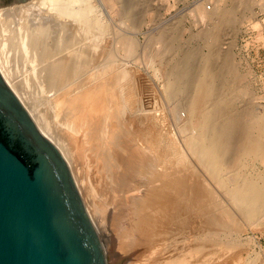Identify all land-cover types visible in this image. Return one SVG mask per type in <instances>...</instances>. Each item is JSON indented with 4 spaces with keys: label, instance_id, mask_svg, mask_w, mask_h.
<instances>
[{
    "label": "bare ground",
    "instance_id": "bare-ground-1",
    "mask_svg": "<svg viewBox=\"0 0 264 264\" xmlns=\"http://www.w3.org/2000/svg\"><path fill=\"white\" fill-rule=\"evenodd\" d=\"M120 1L103 0L123 14L126 7L124 9L122 6L123 11L121 8L116 10ZM235 1L240 2L238 4L243 7L244 2L252 0ZM254 1L264 4V0ZM36 2L39 4H35ZM93 2L95 1L30 0L22 4L2 6L0 28L3 26L7 31L5 28L13 26L17 31L13 36L4 33L8 36V40L4 38L6 41L2 39L3 33L2 38L0 37V71L37 126L68 162L86 210L100 237L102 238L100 229L94 218L95 210L84 196L82 183L77 176V159L70 145L71 140L65 134L51 130L50 127L54 126H50L46 117L48 112L43 114L44 110L38 108L33 97L31 100L30 97L25 99L30 96L29 87L33 83L31 78L50 90L52 100L46 102V107H51L52 110L55 105L59 106L66 117L67 128L75 130L78 126L83 131L80 137H84L82 139L86 141V135L91 139L95 133L105 136L101 146H108L109 153L101 157L98 177L103 178V171L108 173L111 191L117 192L115 209L111 212L115 224L117 223L115 235L123 242V249L133 246L143 251L148 250L154 264H224L225 260L232 261L231 264H264V245H256L257 248L255 246L256 236L264 238V75L260 77L247 74L246 69L245 73L240 71L228 53L222 54L225 56L220 64L221 59L217 58L222 55L215 45H220L215 42L216 39H222L218 36L219 31L222 32V25L226 27L232 15L235 18V9L229 8L231 5L227 7L225 0H211L210 6L204 3L203 6L201 0L198 1L199 5L194 9L199 20H216L213 25L211 23L212 26L206 27L211 28L208 32L205 29L200 31L206 39L202 38L208 45L206 49L209 48L203 55L190 49L184 50L181 58L175 55L177 59H166V53L170 49L176 50L170 47H175L171 41L177 37L172 33L174 39L169 37L168 30L167 36L172 38L171 41L160 37L166 32L164 30H159L163 33L160 36L152 34L151 38H154L149 40L158 42L160 38L158 43L162 39L168 42H161L165 52L161 49V44L159 46L164 53L160 54L162 51L156 50L158 43L155 47V42H147V47L153 43L156 51L149 58L141 54L143 63L145 60L142 56L153 59L149 60L153 66L145 61L147 70L151 67L150 72L153 71L161 78L159 86L165 99L168 98L166 101L172 102H169L171 105L165 115H169L172 122L176 123V133L180 132L177 137L181 135V142L176 146L179 141L175 135L173 137L174 132L172 133L167 123V115L151 108H138L143 99L140 97L142 100L139 105L138 91L135 87L132 88L136 83L133 80L137 81L133 76L135 73L125 69L127 65L125 68L120 64L114 66L115 60L111 61L113 57L110 55L112 59L107 60L106 64L101 58L104 63L96 65V59L102 56L103 37H108L109 33L107 35L105 32H108L110 24L106 26L107 22L96 14ZM251 3L248 4L251 6ZM260 4L258 7L262 16L250 21L251 27L256 31L264 28V6ZM242 7V10L239 8L241 11L245 9V6ZM18 14L21 17L24 15L27 24L18 23L19 25L14 26ZM140 18L141 15L139 20ZM230 23L234 24V21ZM235 23L240 24L238 21ZM135 24L136 26L131 25L137 27L138 22ZM236 25H232L230 30H235ZM225 30L229 32L228 27L223 32ZM120 38L117 43L123 53L132 54L136 45L134 39L126 34ZM255 38L261 45L257 51H264V35L258 32ZM177 39L179 40L178 37ZM7 42L10 45L17 44V56L21 55L22 60L30 64L32 75L20 76L10 65L6 56ZM178 42L177 45H181ZM115 47L117 48L116 45ZM144 48L141 53H149L152 46L148 50ZM107 51L110 52L111 49L109 51L107 48ZM164 54L166 58L163 57ZM217 60L222 67L219 73L216 68L219 65ZM212 61L217 64L215 68L218 71H215ZM190 62L195 64L191 65ZM128 67L130 69L132 66ZM127 73H134L131 74L134 79L128 78ZM217 74H221L220 79ZM131 81L134 84L131 85ZM251 81H255L256 90L251 88ZM133 90L136 92L133 93ZM243 95L250 97L245 100H250L245 108V105H242L243 109L239 108L240 112L235 109V100ZM251 97L258 98L257 107L255 102H251ZM125 110L129 112L127 116H118L119 112L124 113ZM76 130L73 132L77 133L78 129ZM174 221L178 223L177 226L173 224ZM180 229L186 230V234L181 231L184 234L180 240L170 236L167 239L160 237L161 232L167 235ZM158 238L160 243L156 242ZM103 244L107 262L113 264L104 241Z\"/></svg>",
    "mask_w": 264,
    "mask_h": 264
},
{
    "label": "rangeland",
    "instance_id": "rangeland-1",
    "mask_svg": "<svg viewBox=\"0 0 264 264\" xmlns=\"http://www.w3.org/2000/svg\"><path fill=\"white\" fill-rule=\"evenodd\" d=\"M27 1H30V0H24V1H21V2H18V3H14L13 5L22 4V3H25ZM94 1L95 2H93V3L95 5V8L97 9V10L95 9V11L97 12L96 14L97 15L99 14V16H101L103 21L107 22V25L105 24L106 26H108L109 24L111 26V27L108 26L107 27L108 32L107 31L105 32L106 34L109 33V35L107 34L108 37L107 36L103 37L101 35V37L104 38L102 45H104L106 47L102 46L103 47V52L100 53V54H102V56L99 57V59L100 60H101V58L104 59V61H106L105 62V64H106L107 60H109L110 58L112 59V57H113V59L111 61L115 60L113 62L114 66H119V64H120V66L122 65L125 68L126 67L125 65H127V67L125 69H127V70H129L131 72H134L135 74L134 73H127L128 75H126V76L128 78H130L131 80L134 79L133 78V76H134L137 81H135V80H133V81L136 82V83L138 82V84L135 83V85H136L135 86V85H132L133 81H131L132 88L135 87L134 89L136 91H138L137 92L138 94L135 93V94L139 95L138 97L135 95L138 98L137 103L139 105L142 103V105L138 106V108L139 107L144 108V109L145 108L146 109L147 108L148 109L151 108V109H154L155 112H159V111L162 112L163 111V113L165 115V113H167L169 111V107L171 105V104L169 105V102L170 103H172V102L170 100H169V102H167L168 98L166 97L167 99H165V96L163 94L161 86H159V85H161V82H162L161 78L159 76H156L153 71H151L153 73L150 72V70H152L151 67H148V70H147V66L148 65L149 66H151V65L153 66L154 65L152 63L153 61H150L152 64L149 63V60H153V59H148L149 56H151L150 54L152 52L156 51V50H161V49H163V51L165 52L166 50L163 48L161 42L164 41L163 40L164 38H167V40H168L169 37H172L171 33H172L173 36L176 35L179 38V40H178L177 37H175L176 39H174L172 37L174 39V41L172 40V38L168 40V41L172 40L171 41L172 42V46L175 45V47H170V48H173L172 50H175V48H176V50H175L176 52L175 51H171V49H170L171 52L168 51V53H166L167 55L164 54V56H163L164 58H166L165 55L167 56L166 59H171V60H172V58L173 59H175V58L177 59V56H175V55H178V57L181 58V56L183 55V51L184 50L188 51L190 49H193L194 51H196L197 54L200 53V55H203V53H207V50H209V48L206 49V47H208V45H207V43L205 41L206 40L205 37L202 36L203 35L202 29L203 30L205 29L206 32H208L211 29L209 27L212 26L214 23H216L215 22L216 20L212 19V20H210L211 22L209 20L207 22V20L204 19L206 23L204 22V20H201V19L199 20V17L195 15L196 9H194V8L197 7V5H199L197 3L200 0H134L135 2H133V0H125V1L121 0L120 1L121 4L118 3V4L121 5V7H119L120 5H118V7L116 6V10H117V8H121L122 9V6H123V8L126 7L127 10L125 8L124 9H125V13L127 12L129 14L128 15L126 13L128 18L125 15V13L120 14V12L118 13L117 11H115V8H113L114 6L112 4L108 5V3L107 2H103V0H100V1L99 0H94ZM207 1L201 0L202 5H203V3H204V5L206 4V6L212 5V4H210L211 0L208 1V2ZM234 1L235 0H225V3H226L225 5L227 7H229L231 5L229 8L235 9V12H236V14L234 16L235 18H233L232 17L233 15H232L228 19L229 21L227 20L229 23H230V21H232V22L234 21V24L233 23H230V24L226 23L227 24L226 27H228V29H229L228 31L229 32H226V30L223 32V29H225L226 27H225V25L224 26L222 25L220 30H222L223 33L219 31L220 35H218L219 37L221 36L222 39L219 38L221 41L219 39H216L215 42H219L220 45H217V43H215V45L219 47V48L217 47L218 49L215 47V49H217L218 52L221 53V54L219 53L220 55L225 54V53H226L225 55L230 54L229 56H232V59L235 61V63H237V64H235V63L234 64L236 65V67L240 71L244 72L245 69H246L245 72L248 71L247 74L248 73L249 74H256V75L261 77V75H264V51L262 49H259V51H257L258 46H261V45H260L259 41H257V39L255 38V34L260 32L262 35H264V28L261 29L260 31H256L250 25V21L251 20H254L255 18H259V17L262 16L261 15L262 13L260 12V8L258 7V4H260V3L254 1L256 4H253L254 2L252 0V1L248 2V3L252 2L251 6L248 3L244 2L243 3V7H242V5L238 4L240 2H236V1L234 2ZM35 4L38 5L39 3L36 2ZM241 4H242V2H241ZM10 5H12V4H10ZM110 5H111V7H110ZM260 5L264 6V4H260ZM6 6H8V5H6ZM232 6H234V7H232ZM244 6H245V9H243V11H241L242 10L241 7L244 8ZM246 7H249V8H247V10H246ZM0 8H3V7H0ZM113 9H114L115 12L113 11ZM124 9H122V11ZM238 10H240V14L238 13ZM98 11H99V13H98ZM116 12H117V14H115ZM149 12L151 14L153 12V14L150 15ZM119 14H120V18L121 17L123 18V19L121 18L123 21L119 18ZM148 14L150 15V17H148L149 16ZM18 15L19 16L16 17V21L14 23L15 25L14 24L13 25L17 26V25L22 24V23L23 24L24 23L27 24L26 21H24V19H25L24 15H22V17H21V14H18ZM123 15H125L126 17L123 16ZM140 15L142 17V18H140V20L144 19L143 21L139 20ZM241 16L244 19L243 18L241 19ZM232 18L237 20L239 23L241 21L242 22L240 24H237V23H235L237 21L232 20ZM22 19H23V21H22ZM239 19H241V20L239 21ZM129 20H131L132 22L129 21ZM106 22H104V23H106ZM137 22H138L137 27H133V25L136 26L135 23H137ZM211 23H212V25H211ZM131 24H133V25H131ZM228 24L230 26H228ZM231 24L234 25V27L237 24L236 25L237 28H235V30H234V28L230 30V28L233 27ZM207 26H209V27L206 28ZM5 29L7 31L4 30L3 26H1V28H0V33H1L0 37L1 38L4 35V33L6 35L11 34V36H13L14 33H15V30L17 31L16 27H13V26L10 27V28H5ZM109 30H110V32H109ZM159 30H161L162 32L166 31L164 33L166 36L163 33H160ZM167 30H168L169 34L167 33ZM117 31H118L119 34L117 33ZM200 31H202V32H200ZM234 31H236V32H234ZM2 33H3V35H2ZM155 33L159 34V36L161 34H163V36H165V37H163L162 35L160 36L161 38H163L160 43H158L159 40H161L160 38L158 39V42L154 41L155 42V47H156L157 43L159 44V45H157L156 50H154V48H153V46H154L153 43L154 42L153 41L149 42V40H153L154 37L151 38V35L155 34ZM221 33H222V35H221ZM233 33H234V35H233ZM115 34H116V36H115ZM125 34H126V36H129L131 39H134V42H136L135 43L136 44L135 45V50L133 51L132 54H124L123 50L121 49V47H119V44L117 43V41L119 42V38L121 36H125ZM167 34H168L169 37L167 36ZM6 35H4V37L2 39H4L6 37ZM198 35H201V36H198ZM154 36L157 37L158 35L157 36L154 35ZM7 37L5 38L6 40H8ZM149 38H151V39H149ZM202 38L205 39V40L203 41ZM175 41L176 42L179 41L178 43H181V45L180 44L177 45V43ZM147 42H149V43L153 42L149 46V47L152 46V49L150 48V50L148 51L149 53H147V52L146 53H141V52H143V48L144 47H145L144 49H146V50L149 49V47H147L148 46ZM171 42H170V44H171ZM233 42H235V43H233ZM165 43L168 44V42H165ZM203 43H205L207 46L205 44H203ZM160 44L162 46L161 49H160V47H161ZM115 45L117 46V48L115 47ZM179 46H182V47L179 48ZM107 48H108L109 51L111 49V51H110L111 53L107 51ZM141 49H142V51H141ZM146 50H144V52ZM106 51L108 52V54H107ZM163 51L160 54L164 53ZM185 51H184V53H185ZM17 52H18V49H17V44L16 43H14L12 45H10V43H8L6 45V56L8 57L10 65L14 69H16V71H18V74L20 76L29 75V74L32 75L31 70H30V64H26V62L24 60H22L21 55L17 56L18 55ZM115 52H116L118 57L116 56ZM169 52L171 54H173V55L172 56H168V54L171 55ZM179 52H181V53H179ZM222 52H224V53H222ZM141 54L148 57L147 58L145 56H142L143 60L148 61V62H146L147 64L149 63L148 65L145 63V61L143 63V61L141 59ZM109 55L112 56V57H110ZM225 55H222V56L217 58L218 60L221 59L220 60V64L222 62V57L225 56ZM96 58H97V55H96ZM99 59L98 58L96 59L97 62H98V63L96 62L97 66L101 65L100 64L101 62L104 63L103 60L100 61ZM215 61H216V59H215ZM215 61H212V63L214 62L212 64L214 68L216 67L217 64H219V61L217 62V64L215 63ZM116 62H117V64H116ZM193 63L194 62H190L191 65ZM238 63L241 64V65H239ZM220 64L217 65V67H216V68H218L219 71L216 70V68H215V71H218L217 73L222 71V69H221L222 67L220 66ZM111 66H112V64H111ZM128 66H132L131 67L132 69L131 68L128 69L129 68ZM133 66L136 67V68H134ZM108 67H109V65H108ZM134 69H135V71H134ZM131 74L132 75L134 74V75L131 76ZM221 74H217L219 76V79H220V75ZM154 75L158 79L156 77H154ZM128 78H126V80L130 81V79H128ZM31 82H33V83L29 87V89L31 91V92H29L30 96L26 97L25 99L28 100L27 98L30 97L29 100H31V97H33L32 98V99H34L33 101L36 102L37 105H39L38 108H40L41 111L44 110L43 114H45V112L50 113V114L47 113L46 117H48L47 119H49L48 121L50 123V126L51 125L54 126V127H50V128H52L51 130L61 132V133L66 135V137L69 139V141L71 140L70 145L73 148V150H74V152L76 154V159H77L76 160V163H77L76 164L77 176H78V178L80 179V181L82 183V189H83L84 196L86 197V199L88 200V202L90 203L92 208H94V210H95L94 218H95V221H96L97 225L99 226L100 233H101V236L103 238V241L106 243L105 245L107 246L106 248L108 249L107 252L110 251V256L109 257L113 259V264H142V263L143 264H154V260L151 258V255L150 254H149L150 256L148 255V250L147 251L146 250L143 251V249L141 250L138 247L133 248V246L131 248L128 247L130 249H128V248L123 249V247H125L123 242H121V240L119 238H117V236L115 235V230H116V224L117 223L115 224L114 217H113V214H112L113 212H111V211L113 209H115L116 196H117L116 193L117 192L116 191H113V192L111 191V188H110V185H109V180H108V177H109L108 173L106 174L105 171H103V174H104L103 178L102 177H100V178L98 177V173L100 172L99 171L100 165L102 164V162L100 161L101 157L103 155L109 153L108 146L106 148L101 146L105 136L103 137V135L101 133H99L98 135L95 133L93 135L92 139L88 138L87 135H86L87 141H86V139L85 140L82 139V138H84V137H82V138L80 137L82 130L80 131L78 126L76 128V129H78L77 133L73 132L76 129L75 130H72V129L70 130V128H71L70 126H68L70 128H67V126H66V124H67L66 117L63 115L64 112H63V110H61V108L59 106L55 105L54 109L52 108V110H51V107L50 108L46 107L48 101L52 100L51 99L52 96H50L51 92H49L50 90L47 89V87L45 88L44 87L45 85L43 86L42 82H41L42 84L40 85V83L35 82L32 78H31ZM137 85L140 86V87H138ZM254 86H256L255 81H251V88H253ZM138 88H139V90H137ZM135 90H133V93L136 92ZM253 90H256L255 87L253 88ZM163 96H164V98H163ZM244 96L245 95L238 96L241 100L244 98L242 101L237 97V99L235 100V104H236L235 109H239V108L242 107V105H245V104L247 105L248 104V101L250 99L249 100L248 99L245 100V98L246 97L250 98V97L249 96H245L244 97ZM140 97L143 100L140 99ZM141 100L143 102H141ZM243 101H245V102H243ZM257 101H258V98L255 99V97H253L251 99V102H255L256 103V104L254 103L256 105V107L258 105ZM30 102H32V101H30ZM30 102H28V103H30ZM246 105L243 108H245ZM255 105H253V106H255ZM48 106H49V104H48ZM243 108H241V109H243ZM241 109H239L240 112H241ZM54 110H55V112H54ZM51 111L53 113H51ZM119 113H118V116H120V117L121 116L122 117L123 116H127V114H129V112H126V110L124 111V113H121V112H119ZM61 114L64 117H62ZM60 116L63 118V122L62 123H61L62 118ZM51 117H54V118L51 120ZM57 117H59L60 123H59V119H57ZM167 117L170 119V121H169V119H167L168 120L167 123L170 126V129L172 130V133L173 132L176 133V130H177L176 123H174V121L172 122V120L169 117V115H167ZM56 121H57V123H56ZM60 124H61V126H60ZM75 125L76 124H74V126ZM56 127H57V129H55ZM174 133H173V137H174V135H175V137H177L180 132L178 133V131H177L176 134H174ZM179 136L180 137L176 138V140L179 141V142L177 141L178 143H176V146L177 145L179 146V144L181 142L180 141L181 135H179ZM101 205H102V207H101ZM97 216H98V218H96ZM173 224L176 225V226L178 225V223L175 222V221L173 222ZM181 231H183L184 233L186 232V230H183V229H180L178 231H173L172 233L167 234V235H166V233L161 232L160 235H162V236H160V237L161 238H165V239L170 238V237H175V238L179 239V238H181V235L184 234ZM187 233H189V232L187 231ZM168 236H170V237H168ZM187 237H189V236H187ZM255 239H256L255 240L256 241L255 246L259 245V244L260 245H264V238H262V237L258 238V236H256ZM160 241L161 240H159V238L156 239L157 243H160ZM257 247L258 246H256V248ZM139 250H141V251L139 252ZM130 259H131V261H130ZM229 261L225 260L224 264H227V263L231 264L232 261H230V262Z\"/></svg>",
    "mask_w": 264,
    "mask_h": 264
},
{
    "label": "water",
    "instance_id": "water-1",
    "mask_svg": "<svg viewBox=\"0 0 264 264\" xmlns=\"http://www.w3.org/2000/svg\"><path fill=\"white\" fill-rule=\"evenodd\" d=\"M0 264H108L68 162L1 71Z\"/></svg>",
    "mask_w": 264,
    "mask_h": 264
}]
</instances>
